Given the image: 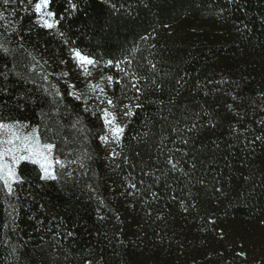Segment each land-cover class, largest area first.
Segmentation results:
<instances>
[{"label":"trees","instance_id":"trees-1","mask_svg":"<svg viewBox=\"0 0 264 264\" xmlns=\"http://www.w3.org/2000/svg\"><path fill=\"white\" fill-rule=\"evenodd\" d=\"M112 2L122 3L124 11L113 13L108 0H80L79 10L65 17L60 31L106 57H119L123 50L138 46L140 74L153 75L147 65L151 60L157 64V78L163 85L162 93L148 91L144 98L163 100L164 105L146 104L127 129L125 152L134 168L117 158L122 167L113 170L99 141L90 146L95 152L91 164L95 176L89 172L79 187L48 182L37 188L34 166L28 165L25 175L33 186H21L19 200L11 201L17 205L15 231L3 228L11 221V209L0 195V264H84L89 259L94 264H257L264 257V144L257 142L253 147L248 142L264 127L259 123L264 119V0ZM53 7L62 13L67 5L65 0H55ZM220 9L225 10L222 15H218ZM245 24L246 30L237 31ZM21 28L30 50L52 60L64 58L67 50L54 32L35 27L29 16H24ZM29 28L33 29L30 34ZM153 29L155 39L147 44L140 41ZM150 44H156V49H150ZM52 68L59 70L55 63ZM182 76L187 83L181 88L176 80ZM173 97V103H168ZM6 100L7 96L0 97V103ZM68 102L79 106L71 98ZM43 106L32 105L28 111L14 107L12 115L35 122ZM205 111L213 114L216 127L184 133L191 138L185 149L172 127L190 126L195 113L206 121ZM89 119L90 126L99 128V121ZM232 126L248 131L233 134ZM144 132H148L142 137L144 142L131 139ZM165 137L161 154L157 145ZM177 147L190 150V155L183 158V171L169 172L167 150ZM145 171L155 175L144 176ZM129 172L136 180L143 179L144 187L151 186L159 198L122 196ZM181 200L189 205L187 211ZM193 202L195 208L190 206ZM40 204L45 205L43 211ZM97 207L105 216L102 221ZM209 218L216 221V231L207 224ZM57 224L62 234L57 238L59 247L48 231H55ZM220 228L223 240L218 236ZM66 231L74 235L63 239ZM239 251H246L247 257L236 256Z\"/></svg>","mask_w":264,"mask_h":264},{"label":"snow or ice","instance_id":"snow-or-ice-1","mask_svg":"<svg viewBox=\"0 0 264 264\" xmlns=\"http://www.w3.org/2000/svg\"><path fill=\"white\" fill-rule=\"evenodd\" d=\"M80 0H65L67 7L62 13L54 10L55 0H0V97L7 96L8 100L0 103V195L8 202L11 211L8 212L11 217L10 222H6L3 228L16 230L15 213L17 205L12 203L13 199L19 200L18 189L28 184L31 188L32 180L25 175L27 166L32 165L35 172L37 183L35 187H43L48 182H55L72 187H79L82 177H87L89 172L95 176L91 164L95 160V152L90 147L95 141H99L107 151L105 160L112 163L113 170L119 169L123 165L134 168L131 158L125 152L126 141L128 140L127 129L132 123L133 117L137 112L143 110L146 104L162 106L163 100L145 99L148 91L153 93H162L163 85L157 78V64L147 60L148 71L153 73L151 77L143 76L139 72L142 67L137 60L136 55L139 52L138 46L134 45L130 49L123 50L119 57L108 56L97 52L95 49L87 46H80L65 31H60L62 21L66 16L76 13L79 10ZM235 3V0H230ZM109 7L113 13L124 11L122 3L108 0ZM19 5V7H12ZM224 9H220L218 15H222ZM23 13L24 15H21ZM24 16L31 17L32 24L40 29L54 32L65 48L64 58L55 60L46 58L42 53L37 54V50L29 49L25 42V36L22 31V22ZM169 27V25H164ZM247 25L238 28L237 31L243 32ZM30 34L33 29L29 28ZM155 29L140 37V41L147 44L155 39ZM156 44H150V49H156ZM56 64L58 71L52 68ZM75 75L76 79L72 77ZM221 80L218 83H223ZM181 88L187 83L184 77L176 80ZM209 84L213 81H208ZM21 85H31V87H20ZM199 87V82H197ZM39 94V98L34 95ZM177 96L179 90H177ZM209 93L205 92V95ZM68 98L78 102L79 106L68 102ZM235 99V96H233ZM175 97L168 103H173ZM8 101L12 103L9 104ZM43 104L33 122L29 119H21L19 116L12 115L13 109L17 111H28L30 106ZM231 109L232 106L228 105ZM47 109V110H46ZM207 117L204 121L201 113H195V119L191 121L190 126L183 128L172 127L171 131L176 133L180 144L185 149L191 142L190 136L184 133H193L203 127L215 128L216 124L211 112H203ZM89 118L99 121L100 126L96 128L90 126L92 122ZM166 120L167 117H162ZM189 119V117H185ZM145 125L148 121L144 122ZM179 124V121L176 122ZM264 126V119L259 121ZM233 134L244 135L248 130H240L232 126ZM148 132L138 133L131 139L137 142H144L142 137H146ZM165 138H162L157 148L161 154H164ZM247 139V137H246ZM175 143V141H170ZM257 142L264 144V127L260 135L252 136L249 140L251 146ZM219 147V145H217ZM166 164L169 165V172L177 170L183 171L182 161L184 157L190 155V150L185 151L182 148L168 149ZM179 154V158L177 155ZM140 153L137 152L136 156ZM120 158L121 163H116ZM194 160V158H193ZM191 168L195 169L193 162ZM144 176H154L155 173L145 171ZM167 175V173H161ZM189 176V173H185ZM157 181L159 177L156 178ZM125 191L122 196L136 197L150 194L153 199H158L159 194L151 191V186L144 187L143 179L136 180L133 174L129 172L125 177ZM204 184V180L199 181ZM86 187L91 192H96L92 184ZM219 191V189H217ZM190 195V194H189ZM91 198V197H90ZM99 204L107 207L102 197L96 196ZM177 199L176 196L172 197ZM181 207L185 211L189 205L184 200L180 201ZM191 207L195 208L193 202ZM41 211L45 208L44 204L39 205ZM108 211H113L109 208ZM98 218L102 221L105 216L102 214L101 207L96 209ZM35 219V217H30ZM53 219H56L53 217ZM119 220V214H116ZM43 224V221H38ZM207 224L213 231H216V221L209 218ZM61 225H55L56 230L48 228L53 234L55 246L59 247ZM72 231L63 233V239L72 237ZM218 236L221 240L225 238L224 229L218 230ZM242 248L243 245H240ZM15 247L12 252L15 253ZM246 251L236 252L238 257H247ZM84 264H94L92 260H85ZM264 264V257L257 262Z\"/></svg>","mask_w":264,"mask_h":264}]
</instances>
